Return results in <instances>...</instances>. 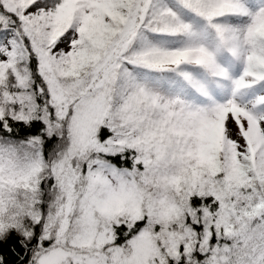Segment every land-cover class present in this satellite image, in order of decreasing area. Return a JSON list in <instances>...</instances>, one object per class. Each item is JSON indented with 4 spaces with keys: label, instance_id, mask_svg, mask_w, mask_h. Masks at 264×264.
<instances>
[{
    "label": "snow or ice",
    "instance_id": "6c2138e0",
    "mask_svg": "<svg viewBox=\"0 0 264 264\" xmlns=\"http://www.w3.org/2000/svg\"><path fill=\"white\" fill-rule=\"evenodd\" d=\"M0 264H264V0H0Z\"/></svg>",
    "mask_w": 264,
    "mask_h": 264
}]
</instances>
